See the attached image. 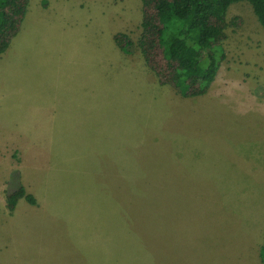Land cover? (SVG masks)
<instances>
[{"label":"rangeland","instance_id":"obj_1","mask_svg":"<svg viewBox=\"0 0 264 264\" xmlns=\"http://www.w3.org/2000/svg\"><path fill=\"white\" fill-rule=\"evenodd\" d=\"M237 17L184 98L113 42H137L141 0H29L0 76V264H261L264 29ZM14 179L36 203L9 213Z\"/></svg>","mask_w":264,"mask_h":264},{"label":"trees","instance_id":"obj_2","mask_svg":"<svg viewBox=\"0 0 264 264\" xmlns=\"http://www.w3.org/2000/svg\"><path fill=\"white\" fill-rule=\"evenodd\" d=\"M238 2L251 5L264 29V0H141L137 42L125 33H116L113 42L127 55L137 48L159 85L173 88L184 98H199L206 94L225 59L226 29L241 25L238 17L230 23L226 20L229 7ZM28 4L29 0H0V55L19 34ZM14 180L5 193L9 213L22 199L30 205L36 203ZM259 258L264 264V244Z\"/></svg>","mask_w":264,"mask_h":264},{"label":"crops","instance_id":"obj_3","mask_svg":"<svg viewBox=\"0 0 264 264\" xmlns=\"http://www.w3.org/2000/svg\"><path fill=\"white\" fill-rule=\"evenodd\" d=\"M21 31V30H20ZM15 39V41H16V38H14ZM13 39V40H14ZM13 40H12V42H13ZM12 42H11V44H12ZM11 44H10V50H11V47H13V46H11ZM118 49V48H117ZM119 50V49H118ZM120 51V50H119ZM121 52V51H120ZM6 55H5V53L4 54H2V55H0V76H2V75H4V70H3V66L5 65L4 63L6 62V57H5ZM144 66H145V64H144ZM146 67V66H145ZM25 80H27V79H25ZM26 84H28V86H27V88H26ZM78 85L80 86V88H81V90H82V88H84V87H82L83 85H82V83L81 82H79L78 83ZM56 89H58V87H56V86H54ZM13 88H14V85H13ZM21 88L24 90H29V89H31L32 88V85H31V83L30 82H28V81H24V82H21ZM57 91V90H56ZM58 92V91H57ZM29 95V94H28ZM47 96H49V97H51V93H49V94H46ZM56 96V95H55ZM29 97H31L30 95H29ZM92 98L91 100H90V105H89V109L88 110H90V111H92L93 110V97H91V96H86L85 98H78V101L79 102H82L84 105H86V103L87 102H85L84 100H87L86 98ZM39 98H41L42 99V96L41 97H39ZM44 99H47L46 97L44 98ZM46 102H47V104H46V107H44V108H40L41 110H42V112L43 113H46L47 112V107L50 105V100L49 99H47V100H45ZM65 111H68L67 113H62V115L63 114H71L70 113V109H66ZM75 121H79L78 119H74ZM72 123V122H71ZM70 125V124H69ZM69 125H67V124H65V125H63L62 126V128L63 129H65V130H73V129H76L77 127L76 126H69ZM9 136L10 137H13V134L10 132V134H9ZM11 142V141H10ZM12 143V142H11ZM30 144H31V142H30ZM29 144V145H30ZM25 146H27V145H25ZM9 147H13V145L11 144ZM11 151V150H10ZM10 151H8L7 152V155H9L8 153L10 152ZM11 160V159H10ZM10 172L11 171H9V174H10ZM2 175H1V173H0V177H1Z\"/></svg>","mask_w":264,"mask_h":264}]
</instances>
